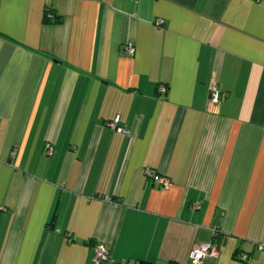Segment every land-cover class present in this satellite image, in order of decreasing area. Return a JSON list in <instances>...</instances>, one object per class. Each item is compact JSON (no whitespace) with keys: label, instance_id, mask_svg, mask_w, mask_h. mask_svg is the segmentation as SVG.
<instances>
[{"label":"crops","instance_id":"0c3cea01","mask_svg":"<svg viewBox=\"0 0 264 264\" xmlns=\"http://www.w3.org/2000/svg\"><path fill=\"white\" fill-rule=\"evenodd\" d=\"M209 240L199 264H264V0H0V264Z\"/></svg>","mask_w":264,"mask_h":264},{"label":"built area","instance_id":"2783aa9c","mask_svg":"<svg viewBox=\"0 0 264 264\" xmlns=\"http://www.w3.org/2000/svg\"><path fill=\"white\" fill-rule=\"evenodd\" d=\"M50 16V15H48ZM51 17V16H50ZM162 20H157V24H162ZM125 52L127 54H133L134 52V46L132 43H127L125 44ZM157 91L159 93H165L166 87L163 84H159L157 86ZM209 99L212 100L213 102H217L219 99V91L218 88L215 84H210L209 85ZM107 126L113 129L114 131L122 134H127L128 130L121 126L119 124V117H115L114 119L108 121ZM47 154H51L52 149L48 145L47 146ZM145 176L148 178H151L153 182L160 188L167 189L171 185V180L163 175H160L156 172H154L151 169H146L145 170ZM198 205H194V208H197ZM218 232L217 226L212 227V233L215 235ZM259 249H264V244L260 243L257 245ZM219 252L218 249V244L215 240H209V241H204L200 243H194L189 251V258L192 264H199L203 258L207 255H217ZM96 264L99 262V260L103 259H108V248L104 243H98L96 245ZM247 254L242 252L238 256L240 260H243L247 258ZM173 264H181V263H173Z\"/></svg>","mask_w":264,"mask_h":264},{"label":"trees","instance_id":"16d2710c","mask_svg":"<svg viewBox=\"0 0 264 264\" xmlns=\"http://www.w3.org/2000/svg\"><path fill=\"white\" fill-rule=\"evenodd\" d=\"M48 15H50L51 16V14L49 13V12H47L46 14H45V21L46 22H52V23H59L60 22V19H54V20H49L51 17L50 16H48ZM218 234V232L215 234V235H217ZM217 242V241H216Z\"/></svg>","mask_w":264,"mask_h":264}]
</instances>
